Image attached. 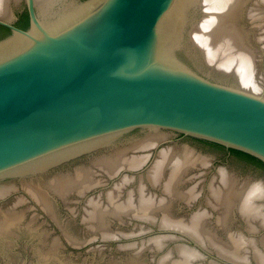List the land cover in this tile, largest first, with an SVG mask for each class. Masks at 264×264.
I'll use <instances>...</instances> for the list:
<instances>
[{
  "label": "water",
  "instance_id": "obj_1",
  "mask_svg": "<svg viewBox=\"0 0 264 264\" xmlns=\"http://www.w3.org/2000/svg\"><path fill=\"white\" fill-rule=\"evenodd\" d=\"M0 25V128L261 170L231 149L264 162V0H0Z\"/></svg>",
  "mask_w": 264,
  "mask_h": 264
},
{
  "label": "trees",
  "instance_id": "obj_2",
  "mask_svg": "<svg viewBox=\"0 0 264 264\" xmlns=\"http://www.w3.org/2000/svg\"><path fill=\"white\" fill-rule=\"evenodd\" d=\"M31 22H30V15L29 12L26 10L25 12H23L22 14H20V21L17 23V26L24 29V30H28L30 28ZM12 34V30L1 26L0 25V41L9 37ZM232 152L237 153L238 155H240L241 157L245 158L246 160L254 163L255 165L258 166V168H260L261 170H264V162L261 161L260 159L242 152V151H238L235 149H231Z\"/></svg>",
  "mask_w": 264,
  "mask_h": 264
},
{
  "label": "flooded vegetation",
  "instance_id": "obj_3",
  "mask_svg": "<svg viewBox=\"0 0 264 264\" xmlns=\"http://www.w3.org/2000/svg\"><path fill=\"white\" fill-rule=\"evenodd\" d=\"M20 21V14H19V17H18V20L15 22V25L17 26V23ZM18 27V26H17ZM20 28V27H19ZM22 29V28H21ZM24 30V29H23Z\"/></svg>",
  "mask_w": 264,
  "mask_h": 264
}]
</instances>
